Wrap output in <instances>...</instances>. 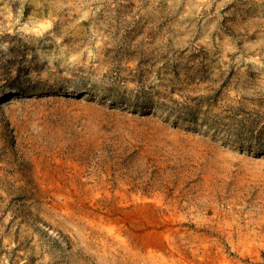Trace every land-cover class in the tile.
I'll list each match as a JSON object with an SVG mask.
<instances>
[{"label": "rangeland", "instance_id": "374dc122", "mask_svg": "<svg viewBox=\"0 0 264 264\" xmlns=\"http://www.w3.org/2000/svg\"><path fill=\"white\" fill-rule=\"evenodd\" d=\"M0 264H264V0H0Z\"/></svg>", "mask_w": 264, "mask_h": 264}, {"label": "bare ground", "instance_id": "6f19581e", "mask_svg": "<svg viewBox=\"0 0 264 264\" xmlns=\"http://www.w3.org/2000/svg\"><path fill=\"white\" fill-rule=\"evenodd\" d=\"M44 27H45V26H44ZM1 98L4 99V96H2ZM2 99H1V100H2Z\"/></svg>", "mask_w": 264, "mask_h": 264}]
</instances>
